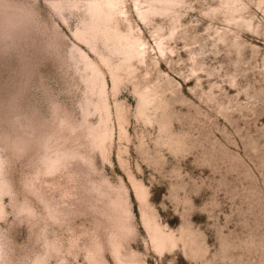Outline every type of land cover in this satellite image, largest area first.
Wrapping results in <instances>:
<instances>
[{
    "label": "rangeland",
    "instance_id": "1",
    "mask_svg": "<svg viewBox=\"0 0 264 264\" xmlns=\"http://www.w3.org/2000/svg\"><path fill=\"white\" fill-rule=\"evenodd\" d=\"M106 2L0 0V264H264V0Z\"/></svg>",
    "mask_w": 264,
    "mask_h": 264
},
{
    "label": "bare ground",
    "instance_id": "2",
    "mask_svg": "<svg viewBox=\"0 0 264 264\" xmlns=\"http://www.w3.org/2000/svg\"><path fill=\"white\" fill-rule=\"evenodd\" d=\"M113 1L114 0H107V2H106V4H107V6L108 7H110V8H113ZM118 2V1H117ZM119 3V2H118ZM115 6V5H114ZM116 8V7H115ZM91 13H92V15H94V16H100L101 15V13H103V10H102V8L98 5V6H94V7H92L91 8ZM135 45V44H134ZM133 46V45H132ZM140 54V53H139Z\"/></svg>",
    "mask_w": 264,
    "mask_h": 264
}]
</instances>
